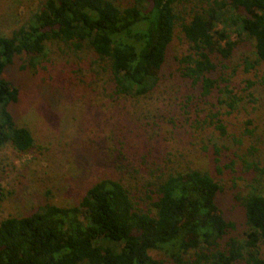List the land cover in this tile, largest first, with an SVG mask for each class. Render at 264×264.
<instances>
[{
	"label": "trees",
	"instance_id": "obj_1",
	"mask_svg": "<svg viewBox=\"0 0 264 264\" xmlns=\"http://www.w3.org/2000/svg\"><path fill=\"white\" fill-rule=\"evenodd\" d=\"M177 27L189 47L177 59L180 75L203 99L218 89V101L232 108L238 96L217 73L243 37L255 53L245 70L264 63V0H44L11 35H0V148L26 153L35 144L10 108L20 93L4 73L18 57L22 68H38L53 44L89 50V65L108 72L114 94L143 96L160 84ZM253 187L240 197L247 229L238 235L218 201L224 186L207 171L171 174L149 207L120 180L103 178L75 205L46 203L3 219L0 264H167L155 251L176 264H264V192Z\"/></svg>",
	"mask_w": 264,
	"mask_h": 264
},
{
	"label": "rangeland",
	"instance_id": "obj_2",
	"mask_svg": "<svg viewBox=\"0 0 264 264\" xmlns=\"http://www.w3.org/2000/svg\"><path fill=\"white\" fill-rule=\"evenodd\" d=\"M43 1L0 0V35H11ZM231 39L239 38L232 32ZM188 48L177 27L160 84L143 96L114 94L108 72L89 65V50L53 44L38 68H22L18 57L4 73L20 93L10 108L35 144L26 153L0 148V222L46 203L75 205L103 178L120 180L135 203L149 207L171 174L197 169L224 186L218 201L235 223L233 232L242 235L247 227L240 197L253 185L264 192V173L257 169L264 170V63L245 70V60H255L246 37L223 59L217 74L229 78L238 96L231 108L218 101V89L203 99L200 88L180 75L177 59Z\"/></svg>",
	"mask_w": 264,
	"mask_h": 264
}]
</instances>
